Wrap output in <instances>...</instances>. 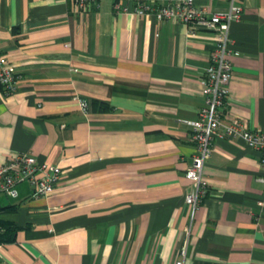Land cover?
Returning <instances> with one entry per match:
<instances>
[{"label": "crops", "instance_id": "0c3cea01", "mask_svg": "<svg viewBox=\"0 0 264 264\" xmlns=\"http://www.w3.org/2000/svg\"><path fill=\"white\" fill-rule=\"evenodd\" d=\"M137 1L0 0V54L18 75L0 87V166L26 152L61 169L45 196L26 182L0 194V264H174L184 242L183 264H264L259 151L216 137L207 194L185 202L212 34L136 15ZM229 35L224 117L264 130V0H242Z\"/></svg>", "mask_w": 264, "mask_h": 264}, {"label": "built area", "instance_id": "2783aa9c", "mask_svg": "<svg viewBox=\"0 0 264 264\" xmlns=\"http://www.w3.org/2000/svg\"><path fill=\"white\" fill-rule=\"evenodd\" d=\"M199 1V2H197ZM212 0H138L132 13L136 15L153 14L158 20L180 21L188 26V34L197 30L212 34L214 40L209 53L208 64L201 79V92L204 104L197 117L189 120L191 130L189 139L194 143L195 153L186 169V176L193 182V190L185 195V202L194 210L203 201L208 191V182L203 175V166L209 158L216 137L242 138L246 144L259 151V165L264 170V130L251 128L242 120H227L224 107L229 96L232 78L229 35L230 24L240 19L242 0H225L224 8L209 6ZM95 0H72V5L84 11ZM116 11L128 12L119 1L114 3ZM18 75L15 69L0 54V87L4 94L15 91ZM80 108L87 109V101L78 98ZM61 175L58 165L38 162L31 153H15L0 166V194L16 196V186L28 183L33 186V196H45L52 192ZM180 257L174 264H183L186 256V242L179 249Z\"/></svg>", "mask_w": 264, "mask_h": 264}]
</instances>
